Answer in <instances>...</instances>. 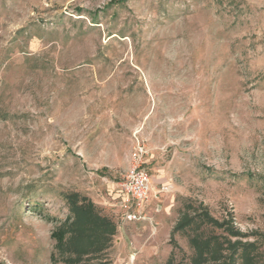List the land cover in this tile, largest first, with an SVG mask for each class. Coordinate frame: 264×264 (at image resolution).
I'll return each instance as SVG.
<instances>
[{"label":"rangeland","instance_id":"rangeland-1","mask_svg":"<svg viewBox=\"0 0 264 264\" xmlns=\"http://www.w3.org/2000/svg\"><path fill=\"white\" fill-rule=\"evenodd\" d=\"M136 142L152 223L117 207ZM70 195L114 227L80 259ZM193 237L264 264V0H0V264H191Z\"/></svg>","mask_w":264,"mask_h":264},{"label":"trees","instance_id":"trees-1","mask_svg":"<svg viewBox=\"0 0 264 264\" xmlns=\"http://www.w3.org/2000/svg\"><path fill=\"white\" fill-rule=\"evenodd\" d=\"M69 206L72 215L68 221L62 227H59L52 233V238L55 239L56 245L61 250H72L77 256L76 259H80L82 255L89 252H99L103 247L107 238L103 235L112 234L114 227L107 219L100 217L91 203L77 204V196H69ZM199 220L207 221L209 224L222 228L223 223L211 218L207 213L198 215ZM202 218V219H201ZM193 218L185 217L173 228V232L179 231L185 227L191 225ZM230 233L235 236L232 229ZM216 242V247H212L214 244L211 239L199 240L196 237L190 239V244L193 246L194 257L191 259V264H235V257L240 253L239 246L244 247V253L250 250L251 244L242 245L240 243L231 244L229 241L226 244L228 255L222 253L223 249L221 244L218 246L217 238H213ZM215 245V244H214ZM246 254V253H245ZM222 259V263L219 261ZM249 264V261L246 262Z\"/></svg>","mask_w":264,"mask_h":264},{"label":"built area","instance_id":"built-area-1","mask_svg":"<svg viewBox=\"0 0 264 264\" xmlns=\"http://www.w3.org/2000/svg\"><path fill=\"white\" fill-rule=\"evenodd\" d=\"M146 158L147 151L144 145L136 142L130 156V167L119 184L117 207L124 222L148 221L149 218L145 215L147 204L157 195L170 191L168 184L157 187L152 185L151 175L145 166ZM135 256L136 253L130 254L123 264H133Z\"/></svg>","mask_w":264,"mask_h":264},{"label":"crops","instance_id":"crops-1","mask_svg":"<svg viewBox=\"0 0 264 264\" xmlns=\"http://www.w3.org/2000/svg\"><path fill=\"white\" fill-rule=\"evenodd\" d=\"M151 179H152V177H151ZM163 184H164V183L159 184V185H163ZM166 194H168V193H162V194H160V195H166ZM160 195H159V196H160ZM151 203H152V202H149V203L147 204V206H146V209H145V215L149 218V220H148L149 223H152V222H153V217L155 216V214L159 213L160 210H161V205H160L159 202H155V203H154V206H151ZM151 207H152V208H151ZM140 222H147V221H140ZM132 253H136L134 248H131V250L128 252V255H127L123 260L126 261L127 258H128V256H129L130 254H132ZM123 260H122V261H123Z\"/></svg>","mask_w":264,"mask_h":264}]
</instances>
